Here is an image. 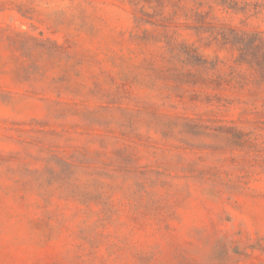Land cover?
<instances>
[{"label":"rangeland","instance_id":"obj_1","mask_svg":"<svg viewBox=\"0 0 264 264\" xmlns=\"http://www.w3.org/2000/svg\"><path fill=\"white\" fill-rule=\"evenodd\" d=\"M0 264H264V0H0Z\"/></svg>","mask_w":264,"mask_h":264}]
</instances>
